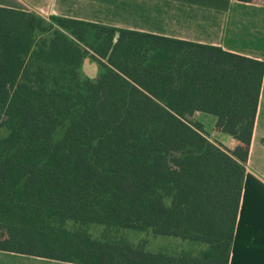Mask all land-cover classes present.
<instances>
[{
    "label": "trees",
    "instance_id": "trees-1",
    "mask_svg": "<svg viewBox=\"0 0 264 264\" xmlns=\"http://www.w3.org/2000/svg\"><path fill=\"white\" fill-rule=\"evenodd\" d=\"M49 21L59 30L37 42L49 30L45 19L0 8V250L77 264H228L245 168L184 115L206 111L218 131L248 140L264 63ZM89 29L106 61L95 81L78 72ZM174 80L182 89L157 103ZM68 225L150 231L208 248L167 256L125 240L92 246L82 233L64 239Z\"/></svg>",
    "mask_w": 264,
    "mask_h": 264
},
{
    "label": "crops",
    "instance_id": "crops-1",
    "mask_svg": "<svg viewBox=\"0 0 264 264\" xmlns=\"http://www.w3.org/2000/svg\"><path fill=\"white\" fill-rule=\"evenodd\" d=\"M0 8L31 12L45 20L71 19L213 46L264 63V0H0ZM146 54L150 58L153 52L148 50ZM180 55L175 51L176 58ZM101 61L106 65L105 60ZM180 89L181 82L174 80L161 88L162 100L156 102L167 104L166 98ZM184 119L229 151L245 168L228 264H264V72L248 140L218 131L216 116L206 111L186 113ZM130 235L141 238L144 234L134 231ZM147 242L146 238L128 240L131 245H143L147 252L158 253ZM198 248L202 253L207 246L201 243ZM0 264L77 263L0 250Z\"/></svg>",
    "mask_w": 264,
    "mask_h": 264
},
{
    "label": "rangeland",
    "instance_id": "rangeland-1",
    "mask_svg": "<svg viewBox=\"0 0 264 264\" xmlns=\"http://www.w3.org/2000/svg\"><path fill=\"white\" fill-rule=\"evenodd\" d=\"M46 28H48L49 30L44 33V35L41 33H38L36 35L37 42H48L52 38L54 31L59 30L52 22L49 21V19L46 20ZM59 32H62L66 34V36L70 37L68 31ZM95 33V30L89 29L86 33V43L81 44L80 46L87 52V56L80 64L78 70L79 76L81 77V79H88L91 81H95L98 78L99 74L104 72V66L101 59H99V57H97L93 52V50L97 49L99 46V41L95 39ZM38 48L39 46L36 47V50H38ZM6 135V129L4 127H0V139L5 137ZM65 229L67 235L63 237L64 239H69L77 233H82L89 237L88 243L92 246L95 245V243L113 244L120 240H125L126 242H128V240L130 239L137 241L139 239L146 238L148 240V247L151 250L156 252L158 251V253H164L167 256L201 254L200 248H198L200 247L201 243H199L198 245V242H185L184 240L175 237L155 236L150 233V231H142L144 234L143 237L140 235L141 238L139 236L134 238L130 234H133V232L137 230L111 229L96 226H92L89 228H77L71 225H68ZM0 235L4 236L3 238L4 240H6L5 229L0 230ZM206 246L208 248V245Z\"/></svg>",
    "mask_w": 264,
    "mask_h": 264
}]
</instances>
